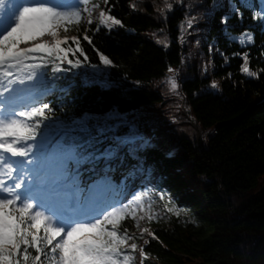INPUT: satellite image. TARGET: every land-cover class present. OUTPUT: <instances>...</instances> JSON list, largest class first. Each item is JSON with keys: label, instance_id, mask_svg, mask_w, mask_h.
<instances>
[{"label": "trees", "instance_id": "1", "mask_svg": "<svg viewBox=\"0 0 264 264\" xmlns=\"http://www.w3.org/2000/svg\"><path fill=\"white\" fill-rule=\"evenodd\" d=\"M138 1L106 4L104 10L110 9L123 27L99 31H94L95 25L69 27L78 33L88 60L78 67L83 73L74 68L53 73L51 64L45 69L41 90L49 92L44 102L50 111L41 118L38 137L82 123L111 124L125 139L141 137L121 148L123 164L114 166L108 179L118 183L124 170L136 171L139 166V175L154 171L160 181L158 191L184 193L177 209L192 213L191 218L178 217L171 227L156 226L142 249L141 264H264V23L254 18L261 11V0H200L195 12L188 11V3L182 7L177 5L181 0H172L174 9L165 22L152 18V11L142 14L133 9ZM224 17L227 24L222 23ZM160 30L170 38L167 46L149 38V33ZM85 33L92 38L91 45L83 40ZM243 33L252 36L247 47L239 43ZM69 45L75 47L72 41L61 47ZM245 52L256 76L242 71ZM100 54L112 65L103 64ZM189 55L196 62L202 57L208 66L207 71L202 63L195 64L189 78L181 80L185 109L207 141L182 136L167 147L160 142L161 132L146 142L141 135L144 123L132 116L164 103L152 87L169 69L188 64ZM213 82L216 88L211 87ZM165 123L152 134L171 125ZM48 125L52 127L46 129ZM85 168L86 178L97 179ZM134 224L126 218L120 230L127 228L131 234ZM29 251L35 255L33 249Z\"/></svg>", "mask_w": 264, "mask_h": 264}, {"label": "snow or ice", "instance_id": "2", "mask_svg": "<svg viewBox=\"0 0 264 264\" xmlns=\"http://www.w3.org/2000/svg\"><path fill=\"white\" fill-rule=\"evenodd\" d=\"M3 3L0 0V6ZM99 7L93 0H29L8 21L0 16V264H132L134 259L127 250H137L135 237L120 226L126 218L137 220L141 198L134 196L131 202L119 204L107 200L111 186L107 173L122 166L120 150L132 138L117 135L111 124L82 123L54 135L45 131L37 140L41 118L50 111L49 103L42 100L47 94L41 90L47 78L45 69L51 64V72H67L88 60L80 39H60V30L67 33L70 26L80 25L85 14L89 26L96 23L94 31L123 27L110 9L99 11L94 20L93 10ZM233 12L243 18L236 6ZM254 18L264 23V0ZM227 22L224 17L222 23ZM44 35L55 38L54 47L42 43L20 47ZM69 39L75 47H61ZM238 39L243 47L253 42L250 33ZM83 40L92 44L86 33ZM99 58L112 65L107 56L100 54ZM242 59L243 73L256 76L250 70L248 53ZM65 62L67 68L62 66ZM170 86L178 88L174 79ZM211 87L216 88V83ZM82 168L103 174V178L86 190L81 186ZM160 199H165L163 193Z\"/></svg>", "mask_w": 264, "mask_h": 264}, {"label": "rangeland", "instance_id": "3", "mask_svg": "<svg viewBox=\"0 0 264 264\" xmlns=\"http://www.w3.org/2000/svg\"><path fill=\"white\" fill-rule=\"evenodd\" d=\"M181 1L182 3H178L177 5H181L182 7H184L188 3V5L190 6L188 11L198 8L200 4V0H192L191 3H189L188 0ZM93 2L100 3V7L94 9L92 13L93 19L96 20L99 11L104 10L106 8V4L103 3V0H93ZM168 5H171L170 9L168 8ZM89 7H91V4L89 5ZM132 7L133 9L140 11L142 14H147L152 11V18H154L158 22H165L174 9L172 0H139L138 2L133 3ZM193 11L195 12V10ZM86 21L87 15L85 14L81 24L88 25ZM92 25L97 26L96 23ZM190 33L191 32H189L188 34ZM77 34L78 33H76L75 31L70 30V28L67 33H65L61 29L59 38L63 39L65 36H67L68 38L77 37ZM149 38H152V40L159 44H162L159 41H164L166 45L170 43V38L168 37L167 33L162 30L149 33ZM69 41H71V39H69ZM39 43L54 47L55 38L50 35H44L42 37H39L36 41L30 42L29 44H21L20 47L26 48ZM165 44L162 45L165 46ZM195 59L196 58H193L192 55H189V59L187 61L188 64H184L183 68L174 69V71L171 72L169 71V73L161 81L156 82L152 87L154 91H157L160 94L164 101L161 106L144 109L137 115L132 116L135 121L140 120L144 123L142 124L144 127L141 134L143 138L146 137V139H148L149 141L152 137L158 136L161 132H163V134L160 136V142L167 147L176 145L179 138L182 136L193 140L195 139L198 141H207L206 134H203V131L198 127L197 123L194 120V117L190 114L189 110L185 109V101L181 93V80H186L189 78L188 76L192 72L191 69L195 66V64L200 65L202 63L203 69L205 68L208 71L207 63H204L202 57H200V61L197 60V62ZM65 64L66 62L64 63V65ZM83 71L84 70L82 69L79 70V72L81 73H83ZM89 75L90 77H97V74L94 72H89ZM172 79H174L178 84V88L176 90H173L170 86V81ZM46 95H49V92H47ZM165 121H167L171 125L169 127L163 128L160 132L152 134V130L160 128L163 125H168L165 123ZM148 122L152 123L151 127L153 126V128L149 127L150 125ZM165 131L168 132L165 133ZM39 139L40 138H37V140ZM140 170V166L136 169V171H127V173H125L124 170L122 174L125 176L129 174V176H131L133 184L129 185V187L124 186L123 189L125 188V191L118 194L113 201L114 204H119L125 201L131 202L134 196H139L141 198V207L136 211L137 220L134 224V232L129 234L135 237L134 242L137 243L138 248L135 252H131L130 250L126 249L128 253L134 258L132 264H141V259L143 257L142 249L148 243V240L153 236L149 233L153 234L156 226L171 227L172 222L178 217H181L182 219L184 217V214L186 215L185 217L188 218H191L192 216V213L188 210L187 212H185L184 210L183 213L182 210L177 209V203L179 202V200L185 198L184 193L174 195L173 193L167 191L166 195H164L165 199H160L161 193L158 191V187L160 185L158 174L153 171L145 175H139ZM81 179L82 178L80 177V180ZM89 185V180L87 179V181L83 182L81 186L87 190ZM134 186H136V188H133ZM137 187H139L140 189H138ZM149 216H151L152 219H149ZM140 217H143V219H140ZM137 222L139 225L138 227L136 226ZM144 229H148V232H144ZM132 242L133 241H129V244ZM190 264L198 263L191 262Z\"/></svg>", "mask_w": 264, "mask_h": 264}]
</instances>
